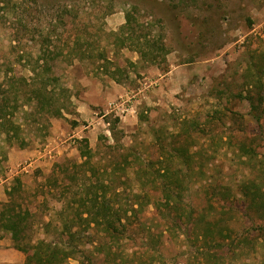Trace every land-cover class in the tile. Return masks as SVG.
<instances>
[{
  "label": "rangeland",
  "instance_id": "rangeland-1",
  "mask_svg": "<svg viewBox=\"0 0 264 264\" xmlns=\"http://www.w3.org/2000/svg\"><path fill=\"white\" fill-rule=\"evenodd\" d=\"M4 79L20 86L13 128L0 131V241L15 264L27 263L2 227L8 202L23 242L58 245L62 264H205L202 229L176 212L204 210L209 187L229 194L227 214L212 215L246 238L222 264L264 263L263 222L240 195L249 181L264 188V0H0ZM140 170L159 191V175L178 176V199L141 189ZM100 182L127 224L116 238L78 217L82 190Z\"/></svg>",
  "mask_w": 264,
  "mask_h": 264
},
{
  "label": "trees",
  "instance_id": "trees-1",
  "mask_svg": "<svg viewBox=\"0 0 264 264\" xmlns=\"http://www.w3.org/2000/svg\"><path fill=\"white\" fill-rule=\"evenodd\" d=\"M130 15L126 14V23H129ZM152 46V44H150ZM145 41L142 46L145 51L151 52L152 47ZM155 45V44H154ZM143 48L137 49L142 55L143 59L145 55H148ZM157 49L164 52V47L162 44L157 46ZM40 73L46 75L50 71V67L48 64H41L38 66ZM38 70H32L34 76H37L39 72ZM44 79L51 82H57V78H49L48 76H43ZM4 80L0 81V131L6 132L9 128H13L12 121L10 118L13 116L15 110L17 109V103L14 101V104H10V94L16 95L20 92L19 87H9L5 86ZM15 82V81H14ZM17 84V83H16ZM47 82L38 88H34L30 91V97L28 98L30 101L36 100V102H42L43 91H47ZM10 86H15L11 84ZM14 92V93H13ZM262 99H260L262 103ZM24 106V104H22ZM22 106V107H23ZM55 115H60V110L54 109ZM117 121V120H116ZM109 123V122H107ZM9 127V128H8ZM80 148V156L85 159V164H89V159L92 157V152L88 147L87 140L82 139L79 140ZM243 149V147H241ZM183 148H179L178 152L183 159H186L185 153L183 152ZM142 173L138 174V181H142L141 189H150L151 191L158 190L157 186H155V180L152 182L148 176L144 173L143 170H140ZM171 172L168 171L167 174L159 175L160 182H162V187L159 191L161 194V199L166 201L170 200V197L174 199H178L180 193H177L175 190H179L178 176H171ZM147 176V177H146ZM145 177V179H144ZM172 177V178H171ZM157 185V184H156ZM159 186V185H158ZM104 182L90 184V186L84 188L82 190V194L79 196L77 211L79 210V219L87 225H94L96 227H101V231L103 235L116 238L118 235H123L127 229V224H123L121 222V217L119 214V210L114 209L113 205L109 203V200L106 195V188ZM174 189V190H173ZM84 191V192H83ZM145 192L147 190H144ZM171 191L173 193H171ZM84 193V194H83ZM205 195H207V206L204 210H201L196 215L191 211H187L185 213L176 212L179 218H185L186 221H192L194 226H197L202 229L200 232V239L202 244V256H204L205 264H222L221 260L224 258V250L227 245H234L238 247L240 244L245 243V237L243 239H239L230 236V228L226 224V219L220 218L218 216H213L212 213L216 214V209L220 208V211L217 212L219 215L227 214V210L225 205L228 202V192L223 189H218L216 187H209L206 189ZM240 195L243 199L244 209L246 212V217L251 222L254 220H260L263 222V226L258 227V239L264 240V188L261 185H258L254 181H249L248 183L243 184L240 189ZM136 198H140L139 194L135 195ZM224 204H220V202ZM10 202L5 204L6 209L2 211L1 216L4 219L2 227L11 233V240L14 242V248L17 251L23 252L26 255V263L27 264H62L64 261V257L66 256L65 252L61 250L58 245L52 244L50 242H46L44 240H37L33 244L29 241L23 242L22 237L19 236V233L22 231V226L24 218L16 213L11 207ZM140 205V204H139ZM166 205L165 207H167ZM226 209V210H223ZM139 209L132 208V213L137 214ZM78 214V213H76ZM83 215H86L83 218ZM175 223V222H174ZM227 229V232L224 230ZM246 233V232H245ZM103 250L98 249L97 253H102ZM106 254L105 256H108ZM67 257V256H66ZM90 262V263H89ZM83 264V262L79 261L78 264ZM89 264H94L91 262L90 258L88 259ZM264 264V263H263Z\"/></svg>",
  "mask_w": 264,
  "mask_h": 264
},
{
  "label": "crops",
  "instance_id": "crops-1",
  "mask_svg": "<svg viewBox=\"0 0 264 264\" xmlns=\"http://www.w3.org/2000/svg\"><path fill=\"white\" fill-rule=\"evenodd\" d=\"M2 244V241H0V264H15V251L9 247L10 243L7 247H3Z\"/></svg>",
  "mask_w": 264,
  "mask_h": 264
}]
</instances>
